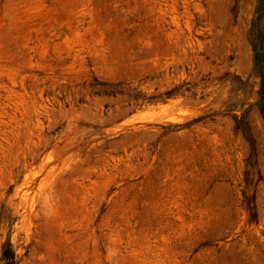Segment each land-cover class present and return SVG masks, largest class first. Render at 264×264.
<instances>
[{"label":"rangeland","instance_id":"1","mask_svg":"<svg viewBox=\"0 0 264 264\" xmlns=\"http://www.w3.org/2000/svg\"><path fill=\"white\" fill-rule=\"evenodd\" d=\"M0 264H264V0H0Z\"/></svg>","mask_w":264,"mask_h":264}]
</instances>
